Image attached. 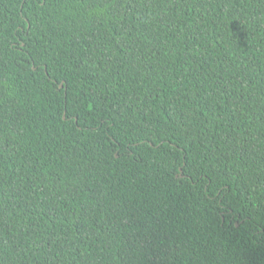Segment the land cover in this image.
<instances>
[{
    "label": "trees",
    "instance_id": "trees-1",
    "mask_svg": "<svg viewBox=\"0 0 264 264\" xmlns=\"http://www.w3.org/2000/svg\"><path fill=\"white\" fill-rule=\"evenodd\" d=\"M0 264H264V0H0Z\"/></svg>",
    "mask_w": 264,
    "mask_h": 264
},
{
    "label": "water",
    "instance_id": "water-1",
    "mask_svg": "<svg viewBox=\"0 0 264 264\" xmlns=\"http://www.w3.org/2000/svg\"><path fill=\"white\" fill-rule=\"evenodd\" d=\"M59 86H61V83L59 84ZM63 117H64V115H63Z\"/></svg>",
    "mask_w": 264,
    "mask_h": 264
}]
</instances>
